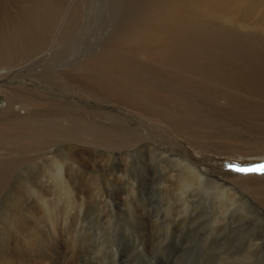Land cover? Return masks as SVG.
<instances>
[{
  "label": "bare ground",
  "instance_id": "bare-ground-1",
  "mask_svg": "<svg viewBox=\"0 0 264 264\" xmlns=\"http://www.w3.org/2000/svg\"><path fill=\"white\" fill-rule=\"evenodd\" d=\"M125 1L132 4L130 9L129 4L124 5L128 9H122L121 3ZM138 1L0 0V189L8 186L13 179H9L13 167L25 156H34L42 149L45 152L54 141H65L66 146V141L72 144L73 141L85 142L88 139V146L94 147L91 143L106 139L104 141L114 145L126 140L124 136L128 135H120L124 130L121 126L118 128L117 123L105 126L101 133V129L91 130L83 118L74 116L67 124H58L57 120L54 122L45 114H35L51 99L44 96V89L34 87L41 81H36L31 75L20 79L12 75L5 77L2 72L10 73L17 65L22 67L40 56H47L50 69L61 66L63 62L65 67H59L55 73L60 78H67L81 91L101 94L104 101L111 98L113 102L149 117L153 123L157 121L158 130L166 127L173 133L171 135L188 144V148L211 153L215 159L224 156L251 159L256 154L260 155L255 158L263 159L264 35L241 33L222 16L229 13L227 17H230L237 13L243 17L263 6L260 16L264 20V0H244L241 7L235 6L237 0H141L142 4L147 2L137 5ZM86 33L89 34L87 41ZM71 38L73 42L69 41ZM81 40L84 46L98 42L99 49H95V53H91L92 50L86 53L85 50L84 58L64 65L75 53L78 54ZM67 44L69 49H66ZM51 101L56 103L53 99ZM160 155L164 153L160 152ZM162 161L157 164V172L160 171L161 176L159 182L176 190L174 198L177 201L190 198L192 205L199 204L204 198L201 195H206L216 208L215 221H225L232 214L237 215L238 210L240 216L246 218L244 221L253 216H264V177H251V180L244 177V181L234 182L239 187L237 194L227 185L206 179L190 163L179 162L176 157H170L168 163ZM175 164L178 167L174 172L171 165ZM56 177L64 188L63 192H69L70 185L62 170L56 172ZM250 208L255 209V213L245 212ZM20 212L16 213L21 215ZM2 213L13 225L16 222L18 225H15L24 227L25 219L15 218L17 214H13L12 208L4 209ZM33 217L32 230L38 221L36 215ZM10 229L7 231L13 232ZM7 240L6 237L0 239V248L5 246L8 251L0 260L1 264H39L37 257L28 256L30 253L20 254L27 251L13 246L14 238L10 239V245ZM16 257L22 258L19 263Z\"/></svg>",
  "mask_w": 264,
  "mask_h": 264
},
{
  "label": "rangeland",
  "instance_id": "rangeland-1",
  "mask_svg": "<svg viewBox=\"0 0 264 264\" xmlns=\"http://www.w3.org/2000/svg\"><path fill=\"white\" fill-rule=\"evenodd\" d=\"M140 1L137 5L147 2L143 1L142 4ZM243 1L237 0L234 4L241 7ZM126 4H129L128 8L132 6L126 1L124 4L121 3L123 6ZM125 8L128 9L127 6L122 9ZM262 8L263 6L243 17L237 13L227 17L229 13H225L222 18L228 20V23L234 25V28L241 33L254 32L264 35V20L260 16ZM86 35L87 41L89 34ZM72 40L69 39L73 42ZM83 40L77 48L78 54L75 53L64 65L84 58L89 50L95 53L99 49L98 42L84 46ZM75 42H78V38ZM69 44L66 45V49ZM46 58L47 56H40L34 58L35 61L27 60L28 62L21 65L22 67L17 65L10 70V73L2 72L5 77L12 75L20 79L24 76L41 81V83L36 82L37 86L33 85L44 89L42 93L45 97L51 98L48 99L51 103L41 105L40 108L42 110L44 108V111L39 108V113L36 111L35 114H45L46 117L53 118L54 122L58 121V124H67L74 116L83 118L82 120L92 127L91 130L101 129V133L105 126L117 123V127L121 126L124 130L120 135H128L124 136L126 140L122 139L119 144L111 145L104 141L106 139H102L103 141L91 143L94 147L88 146L90 144L88 139L85 142L73 141L72 144L66 141L68 143L66 146L65 141H54L46 149L44 148L45 152L42 149L37 153L38 155L25 156L19 166L13 167L14 170L9 177L13 179L9 181L8 186L6 185L3 190L0 189V225H3L0 226V239L6 237L9 243L10 239L14 238L16 244L14 243L13 246L27 251L20 254L30 253L28 256L37 257L39 264H264V216H253L244 221L246 218L240 216L238 210L237 215L232 214L225 221H215L216 208L206 195H201L204 198L199 204L192 205L190 198L177 201L174 198L176 190L168 188L167 184H162L163 188L159 182L160 171L157 172L160 160L168 163L170 157H176L179 162L192 164L206 179L227 185L231 191L237 193L239 187L234 182L237 183L240 179L244 181V177L263 178L264 174L248 173L247 176H241L247 173L233 171L229 165L240 166L242 163V167H256L264 164V156L263 159L258 158L260 154H256L257 158L255 156L251 159L226 156L225 159L224 157L215 159L212 158L211 153L198 152L190 146L188 148L186 146L188 144L171 135L173 133L166 127L163 126L158 130L157 121L154 120L156 123H153L149 117L113 102L111 98L104 101L101 94L81 91V88L74 86L67 78H64L65 80L60 78L56 74L59 67H65L63 62L61 66L50 69ZM52 99L56 103H52ZM67 106L70 110H67ZM87 116L91 117L86 118ZM47 150L50 153H47ZM160 152L164 155H160ZM171 166L175 172L178 164ZM61 170L64 177H67L68 186L70 185L69 192L66 190L63 192L64 188L58 183L56 172ZM232 178L235 180L232 181ZM238 203L241 204L240 201ZM7 208H12L13 214L21 211V215L17 214L14 217L25 219L23 228L17 226L16 222L13 225L2 213ZM254 210L250 208L245 212L255 213ZM34 215L38 221L32 230L30 227ZM10 227L13 232L7 231ZM36 230L38 232L34 233ZM6 249L5 246L0 248V260L5 258V253L8 254ZM21 259L16 257L18 263Z\"/></svg>",
  "mask_w": 264,
  "mask_h": 264
},
{
  "label": "snow or ice",
  "instance_id": "snow-or-ice-1",
  "mask_svg": "<svg viewBox=\"0 0 264 264\" xmlns=\"http://www.w3.org/2000/svg\"><path fill=\"white\" fill-rule=\"evenodd\" d=\"M230 169L239 173H260L264 174V164L257 167H241L239 165H229Z\"/></svg>",
  "mask_w": 264,
  "mask_h": 264
}]
</instances>
